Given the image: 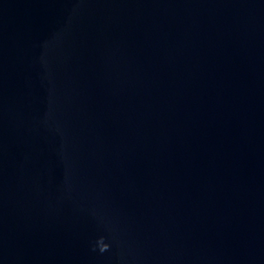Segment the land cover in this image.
Wrapping results in <instances>:
<instances>
[{"label": "water", "instance_id": "1", "mask_svg": "<svg viewBox=\"0 0 264 264\" xmlns=\"http://www.w3.org/2000/svg\"><path fill=\"white\" fill-rule=\"evenodd\" d=\"M0 264H264V0H0Z\"/></svg>", "mask_w": 264, "mask_h": 264}]
</instances>
